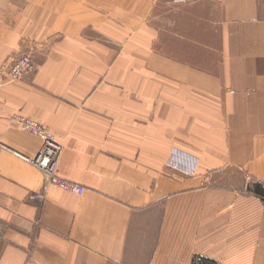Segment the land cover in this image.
<instances>
[{
    "label": "crops",
    "instance_id": "obj_1",
    "mask_svg": "<svg viewBox=\"0 0 264 264\" xmlns=\"http://www.w3.org/2000/svg\"><path fill=\"white\" fill-rule=\"evenodd\" d=\"M22 52L0 138L36 157L14 117L43 123L85 190L33 201L43 174L0 152V264H264V0H0V75Z\"/></svg>",
    "mask_w": 264,
    "mask_h": 264
},
{
    "label": "built area",
    "instance_id": "obj_2",
    "mask_svg": "<svg viewBox=\"0 0 264 264\" xmlns=\"http://www.w3.org/2000/svg\"><path fill=\"white\" fill-rule=\"evenodd\" d=\"M182 1H192V0H182ZM36 61L33 53L31 52H22L21 54L14 57L11 63L8 65L7 70H5L0 75V88L8 83L9 81L20 80L23 76L33 73L37 70ZM14 120L23 130H26L38 137H41L43 140L42 147L39 150V153L36 157H28L16 152L12 148H9L0 138V152L8 151L13 152L22 158L24 161H27L31 165L35 166L39 172L43 174L45 183L42 186L40 192L31 193V199L36 202H40L46 198V189L48 186L56 185L60 189L66 192H74L77 194H83L85 187L70 180L65 179L60 176L57 172L58 160L63 152V143L58 139L56 134L52 132L46 125L43 123L35 121L33 118L28 116L17 115L14 117ZM170 165L174 168L183 171L187 175H193L195 173L196 167L198 165L197 159L192 158L187 155L185 152L178 149H174L171 158L169 160ZM25 264H39L33 259H28Z\"/></svg>",
    "mask_w": 264,
    "mask_h": 264
},
{
    "label": "rangeland",
    "instance_id": "obj_3",
    "mask_svg": "<svg viewBox=\"0 0 264 264\" xmlns=\"http://www.w3.org/2000/svg\"><path fill=\"white\" fill-rule=\"evenodd\" d=\"M192 1H196V0H192ZM192 1H185V2H192ZM204 68L216 69L217 66L209 65L208 67H204ZM227 175L228 176H225L219 180V182L217 183L218 187H224V188L228 187V188H233V189H240L242 188V186H244V184L247 181V176L244 173L237 171L235 169L228 171ZM253 184H254L253 181H250V186L248 188L249 190H252L251 186Z\"/></svg>",
    "mask_w": 264,
    "mask_h": 264
},
{
    "label": "trees",
    "instance_id": "obj_4",
    "mask_svg": "<svg viewBox=\"0 0 264 264\" xmlns=\"http://www.w3.org/2000/svg\"><path fill=\"white\" fill-rule=\"evenodd\" d=\"M252 192H255L258 196L264 199V185L258 181H255L251 186Z\"/></svg>",
    "mask_w": 264,
    "mask_h": 264
}]
</instances>
